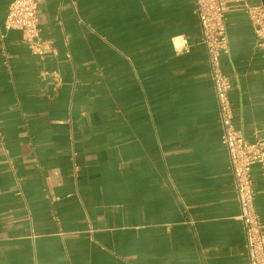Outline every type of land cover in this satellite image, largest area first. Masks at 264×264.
<instances>
[{"label": "crops", "instance_id": "0c3cea01", "mask_svg": "<svg viewBox=\"0 0 264 264\" xmlns=\"http://www.w3.org/2000/svg\"><path fill=\"white\" fill-rule=\"evenodd\" d=\"M0 0V264H249L196 0ZM234 124L264 134V49L227 13ZM4 35V36H3ZM264 222V169L253 167Z\"/></svg>", "mask_w": 264, "mask_h": 264}, {"label": "built area", "instance_id": "2783aa9c", "mask_svg": "<svg viewBox=\"0 0 264 264\" xmlns=\"http://www.w3.org/2000/svg\"><path fill=\"white\" fill-rule=\"evenodd\" d=\"M43 1L13 0L5 22L7 29L22 30L25 43L39 55L56 52L52 40L41 34L39 8ZM233 8L247 13L255 29L257 46L264 49L263 0H196L201 42L209 54L219 106L222 141L228 150L240 204L237 218L244 226L246 253L249 264H264V222L256 208L253 179L255 165L260 164L264 169V134L250 140L235 126L230 93L232 81L223 68V56L230 51L227 13Z\"/></svg>", "mask_w": 264, "mask_h": 264}, {"label": "water", "instance_id": "95a60500", "mask_svg": "<svg viewBox=\"0 0 264 264\" xmlns=\"http://www.w3.org/2000/svg\"><path fill=\"white\" fill-rule=\"evenodd\" d=\"M263 2H264V0H263Z\"/></svg>", "mask_w": 264, "mask_h": 264}]
</instances>
